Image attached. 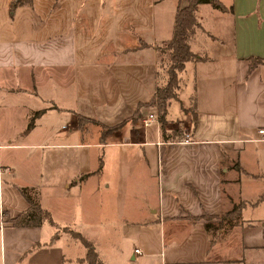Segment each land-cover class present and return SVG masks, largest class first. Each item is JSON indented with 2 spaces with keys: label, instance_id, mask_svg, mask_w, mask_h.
Segmentation results:
<instances>
[{
  "label": "crops",
  "instance_id": "crops-1",
  "mask_svg": "<svg viewBox=\"0 0 264 264\" xmlns=\"http://www.w3.org/2000/svg\"><path fill=\"white\" fill-rule=\"evenodd\" d=\"M99 1L0 0V264H88L70 230L105 264H264V0L198 4L165 136L140 118L188 0Z\"/></svg>",
  "mask_w": 264,
  "mask_h": 264
},
{
  "label": "trees",
  "instance_id": "trees-1",
  "mask_svg": "<svg viewBox=\"0 0 264 264\" xmlns=\"http://www.w3.org/2000/svg\"><path fill=\"white\" fill-rule=\"evenodd\" d=\"M200 3L210 4L212 7L220 10L224 8L218 0H188L186 5L183 7H177L176 9L172 28V36L169 38V40L160 44L161 52H169L168 59L170 62L165 71L167 78L163 84L158 85L155 88V94L152 96L149 102L153 105H156L158 109V120L161 121L162 135L165 133L163 123L165 122L164 117L167 112V104L177 93L176 89L179 84L178 74L184 68L185 62L195 57V54L190 48L189 40L190 37L195 33L196 27H198L195 12L198 4ZM251 59L252 62L250 66L262 61L260 57ZM40 111L41 110L36 111V113L29 118L26 129L32 127L34 117ZM168 135L169 136L166 137H182L181 130L179 129L172 130L170 133H168ZM238 214V206L234 204L230 210L221 215V219L226 217V222L231 223L234 217H238ZM70 231L74 236L79 238L84 245L87 246L86 254L83 259L87 260L88 264H105L99 259V257H97V253L93 249L91 243H89V241L84 238L80 232L75 230Z\"/></svg>",
  "mask_w": 264,
  "mask_h": 264
},
{
  "label": "rangeland",
  "instance_id": "rangeland-1",
  "mask_svg": "<svg viewBox=\"0 0 264 264\" xmlns=\"http://www.w3.org/2000/svg\"><path fill=\"white\" fill-rule=\"evenodd\" d=\"M81 1V0H80ZM148 0H137V5L138 4H143V3H149V2H147ZM98 2H100L99 0H86V2H85V4L84 3H82V4H84V6L86 5V7H93L95 4H97ZM130 5H134V2H130L129 3ZM202 6H204V5H202ZM206 6H208V5H206ZM98 10V9H97ZM96 18V17H95ZM98 18V17H97ZM169 53V52H168ZM168 53H167V51H165V52H163V70H162V75H163V77L165 78V80H166V78H167V75H166V68L168 67V65H169V62H170V60L168 59L169 58V55H168ZM164 80V81H165ZM179 114H181V112H180V105H179V101H178V99L177 100H172V102H171V109L169 110V112L167 113V118H172L173 120H176V118L178 117V118H180L179 117ZM81 122L82 123H85L86 125H88V126H91V125H94V124H96V122L94 123V122H89L88 120L87 121H82L81 120ZM80 122V123H81Z\"/></svg>",
  "mask_w": 264,
  "mask_h": 264
},
{
  "label": "built area",
  "instance_id": "built-area-1",
  "mask_svg": "<svg viewBox=\"0 0 264 264\" xmlns=\"http://www.w3.org/2000/svg\"><path fill=\"white\" fill-rule=\"evenodd\" d=\"M156 120H158V115L157 113H152V112L142 115L140 118V121H142L143 126H148L149 124H151L153 121ZM257 132L260 134V137L258 139L260 140L264 139V126L258 127ZM134 250L135 252L138 253L140 252L138 248H135Z\"/></svg>",
  "mask_w": 264,
  "mask_h": 264
}]
</instances>
